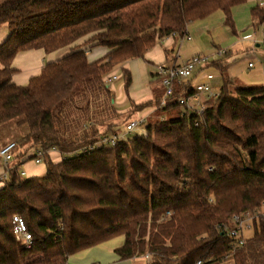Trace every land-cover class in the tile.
<instances>
[{
	"label": "trees",
	"instance_id": "trees-1",
	"mask_svg": "<svg viewBox=\"0 0 264 264\" xmlns=\"http://www.w3.org/2000/svg\"><path fill=\"white\" fill-rule=\"evenodd\" d=\"M248 2L0 0V28L9 29L0 45V124L21 119L29 128L16 143L18 167L33 149L66 155L118 134L136 114L158 109L163 89L151 101H130L129 117L119 125L106 78L219 12L236 34L233 10ZM252 18L255 28L262 25L264 9L257 5ZM95 49L107 54L91 62ZM64 50L26 86L13 83L20 54ZM208 67L219 71L222 86L201 117L184 114L179 100L194 93L190 84L175 82L168 106L149 121L147 137L58 163L46 156L43 177L10 170L0 185V264H68L119 237L125 239L115 251L121 261L150 256L152 264H264V215L243 248H233L223 230L233 215L262 211L264 85L232 77L224 60ZM122 72L128 94L132 76ZM167 213L172 216L162 221ZM15 216L33 236L30 249L15 239Z\"/></svg>",
	"mask_w": 264,
	"mask_h": 264
},
{
	"label": "crops",
	"instance_id": "crops-1",
	"mask_svg": "<svg viewBox=\"0 0 264 264\" xmlns=\"http://www.w3.org/2000/svg\"><path fill=\"white\" fill-rule=\"evenodd\" d=\"M257 5L258 0H249L247 4L237 7L233 10V20L235 23L236 34H233L231 30L225 26V17L223 15H219V17H216L215 19H211V17L205 22H199L188 26L187 35L189 38L187 37L185 40H182L179 35L171 36L158 44L146 55V63H143L145 66H138V73L135 72L137 67H133V63H131V61L125 63L115 72L117 74H123L122 70H128L132 76V84L126 97L127 100L124 104H128L130 106V101H133L136 104H141L154 99L156 96L155 93L162 90L159 86L160 82L156 78L157 67L160 65H183L185 62L195 56H207L210 58V61L224 60L230 66L229 73L232 77L238 78L243 82L246 81L245 83H248L249 81V84L264 85V66L261 73L256 72L255 75L252 74L249 76V72L254 70L258 63H260V61H257L256 59L264 60V23L255 28L252 18V9L257 7ZM1 28L0 42L3 43V41H5L9 36V30L2 31ZM229 34L231 36H228ZM206 35H210L212 37L213 48L204 43L203 40ZM179 41H181L180 48L177 50V52H175L176 45ZM186 41L193 42L195 44H193V49H191V51L188 52L184 58H182V44ZM225 41H228L229 46H218L224 44ZM245 43H251L253 49L244 52V50H247V45H244ZM239 44L244 46L239 49L240 53L234 55L231 48ZM223 48L224 50H228L229 54L227 56L220 57L219 52L223 50ZM177 53H179V58H176ZM65 54H67L66 50L59 51L52 55H46L43 51H31L20 54L13 64V67L17 70V73L13 77V83L18 86H26L30 78L39 75L47 63L57 61ZM106 54L107 51L104 49H95L89 53V59L91 62H93L104 57ZM245 55L254 56L255 59L253 58L249 60L247 64L241 66L240 59ZM250 65H252L251 68ZM216 72L218 74L215 75V79L212 83V90L214 92H219L222 86V78L219 71L216 70ZM137 75L138 78H140L139 81H136ZM245 76H247V78H245ZM153 84H156V88L154 89L152 88ZM110 90L112 93L114 92V90L111 88ZM199 99L206 101V96L201 95L199 96ZM154 114L155 112L153 108L138 113L139 118H141V116L148 115L150 117ZM48 157L54 163L61 161L60 155H58L56 152H50ZM20 162L18 160L13 161L7 167L4 161L0 158V178L4 175L9 167L15 168ZM38 166L43 165H36L32 160H29L22 164L19 169L26 172V175L28 174L29 178L43 177L47 172V166H45L40 173L35 174L37 168H40ZM247 236L250 238L252 235L249 234ZM124 242L125 239L123 237L116 238L102 245L72 256L69 259L68 264H149L145 259V256H139L131 260L121 261L115 251L121 248L124 245Z\"/></svg>",
	"mask_w": 264,
	"mask_h": 264
},
{
	"label": "built area",
	"instance_id": "built-area-1",
	"mask_svg": "<svg viewBox=\"0 0 264 264\" xmlns=\"http://www.w3.org/2000/svg\"><path fill=\"white\" fill-rule=\"evenodd\" d=\"M259 7L264 9V0H259ZM177 36V35H173ZM188 37L187 34L182 36V40ZM189 38V37H188ZM264 47V41H263ZM228 50H221L219 52L220 57L228 55ZM176 58H179V53H177ZM210 58L207 56H195L185 62L183 65H160L156 69V78L159 80L161 87L164 91L161 98L160 107L158 109H164L168 106L169 101L173 97L174 84L178 82L180 84H190V89L193 91V96L188 99H180V104L182 106L184 114L196 115L201 117L209 109L208 102L211 100H216L219 97V92H214L212 90V83L215 79V75L218 74L215 69L208 67L210 63ZM252 65H250V68ZM118 80V74L113 73L106 78L105 82L109 86L110 83ZM205 95L206 101L199 99V96ZM158 109L154 108V112ZM150 117H141L137 120H133L124 129L116 135H109L102 137L99 141L78 149L72 153L66 155L60 153L56 149H51L44 151L40 148L33 149L30 154H28L24 159L32 160L36 165H43L45 162V157L49 155L50 152H56L60 155L62 160L65 157H79L83 154H88L94 150H101L104 148L115 147L121 143L126 142L134 136L147 137L148 127H149ZM201 121L196 120L195 126L199 127ZM17 152L16 143H11L2 150H0V158L4 161L5 165L8 167L10 163L14 161L15 153ZM18 167V166H17ZM16 168V167H15ZM15 168H8L4 175L0 178V185L4 184L9 178L10 170ZM18 170L21 172L23 177L26 176V172ZM261 214V215H260ZM257 214H252L251 212H246L242 214L233 215L231 218V227H225L227 237L231 241V245L235 249L243 248L249 239L247 235L253 234L256 226L259 225L261 216L264 215V203L262 206V211ZM172 213H167L162 221L169 219ZM13 234L16 241L25 249H30L33 244V236L28 231L26 223L24 220L18 216L13 218ZM145 259L149 264H152V258L150 256H145ZM197 264H202V261H198Z\"/></svg>",
	"mask_w": 264,
	"mask_h": 264
},
{
	"label": "rangeland",
	"instance_id": "rangeland-1",
	"mask_svg": "<svg viewBox=\"0 0 264 264\" xmlns=\"http://www.w3.org/2000/svg\"><path fill=\"white\" fill-rule=\"evenodd\" d=\"M219 15H223L222 13H217L215 16H213L211 19H215L216 17H219ZM205 22V21H204ZM2 31H7L9 30L7 26H3L2 28ZM228 36H231L230 34ZM1 41V39H0ZM204 43L208 44L210 47H212V43H213V39L210 35H206L204 37ZM215 41V40H214ZM235 41V40H234ZM4 42V41H3ZM234 43V42H233ZM0 44H2V42H0ZM193 42H184L182 44V49H181V55H182V58L185 57L186 54H188V52L191 51V49H193ZM180 45H181V41H179L176 45V51L180 48ZM229 46V43L228 41H225L224 44H221V45H218V46H221V47H224V46ZM245 46L247 45V50L244 52H247L249 50H252L253 47H252V44L251 43H245L244 44ZM244 45H237L235 47H232L231 50H232V53L234 55L240 53L239 52V49L241 47H243ZM213 48V47H212ZM224 49V48H223ZM243 56V55H242ZM255 59L254 56H251V55H245L244 57H242L240 60V64L241 66H244V64H247V62L251 59ZM257 61H260V63H258L257 67L250 71L249 72V76H251L252 74L255 75L256 72L258 73H261L262 72V68L264 66V60H259V59H256ZM132 66L133 67H137L135 69V72L138 73V66L140 65H144L143 63H146V60H133L131 61ZM148 65V64H147ZM146 65V67H147ZM145 66V65H144ZM122 67V66H121ZM120 67V68H121ZM119 68H117L116 70H118ZM133 69V68H132ZM116 70L114 72H116ZM245 78H247V76H245ZM140 78H138V75L136 76V81L138 80L139 81ZM247 80V79H246ZM135 81V82H136ZM248 81V80H247ZM246 82V81H244ZM138 83V82H137ZM250 82L248 81V84ZM125 86H126V80L124 78V75L122 73L118 74V80L117 81H114L112 83L109 84V87L114 90L113 92V101L117 107V109L119 110V114H120V119L117 120L118 121V124L121 125L125 122V120L127 119V117H129L126 113L127 111L130 109V106L128 104H124L125 101L127 100V92L125 90ZM152 88H156V84H153L152 85ZM160 88L162 89L161 87V84H160ZM129 91V90H128ZM154 91V90H153ZM156 94V93H155ZM154 97V96H153ZM144 101V100H142ZM154 109V108H153ZM156 113V112H155ZM141 117H144V116H141ZM146 117H149L146 116ZM151 118H149V121L153 124L155 121H156V118H154V115L153 116H150ZM139 119V115L136 114L134 117H133V120H137ZM20 121L21 119H15V120H12V121H9V122H6V123H3V124H0V150H2L3 148H5L7 145L11 144V143H19L25 136L28 135L29 133V128H28V125L27 124H20ZM47 166L46 163L43 164V166H38L40 168H37V170L35 171V174H38L41 172V170ZM29 175L27 174L25 176V178H29L28 177ZM251 235V234H250ZM223 264H232L230 261L226 262V263H223Z\"/></svg>",
	"mask_w": 264,
	"mask_h": 264
}]
</instances>
